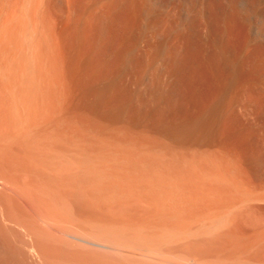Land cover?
<instances>
[{"label": "rangeland", "instance_id": "rangeland-1", "mask_svg": "<svg viewBox=\"0 0 264 264\" xmlns=\"http://www.w3.org/2000/svg\"><path fill=\"white\" fill-rule=\"evenodd\" d=\"M0 178V264H264V0H0Z\"/></svg>", "mask_w": 264, "mask_h": 264}, {"label": "bare ground", "instance_id": "bare-ground-1", "mask_svg": "<svg viewBox=\"0 0 264 264\" xmlns=\"http://www.w3.org/2000/svg\"><path fill=\"white\" fill-rule=\"evenodd\" d=\"M150 8L151 9H149L147 12H146V18L148 19V22H149V24H152V19H153V17L155 16V13H156V9L155 8H152L151 6H150ZM152 9H154V12L152 11ZM162 51V50H161ZM158 54H161V52L159 53L158 52ZM213 116V115H212ZM215 116V115H214ZM206 122V121H205ZM206 126V125H205ZM202 129V128H201ZM1 179V178H0ZM2 180V179H1ZM3 181V180H2ZM1 183V182H0ZM3 183V182H2ZM6 183V182H5ZM10 185V184H9ZM8 187V186H7ZM7 187H4V188H7ZM10 188V187H9ZM11 189V188H10ZM13 190L15 189V188H12ZM11 189V190H12ZM18 189V188H17ZM6 190V189H5ZM9 190V189H8ZM12 190V191H13ZM8 192V191H7ZM11 192V191H10ZM16 192H19V191H16V189H15V193ZM14 193V194H15ZM13 194V193H12ZM17 194H19V193H17ZM22 197H23V195H22ZM27 198H28V196H27ZM26 199V198H25ZM29 199V198H28ZM28 199H26V200H28ZM29 202V201H28ZM36 203H34V205H35ZM29 206H31L30 204H29ZM37 208V207H36ZM4 210V209H3ZM32 210V209H31ZM36 210V209H35ZM33 211V210H32ZM2 216V215H1ZM8 217V215L6 216V218ZM3 219V218H2ZM14 221V220H13ZM5 222V221H4ZM6 223V222H5ZM8 223V222H7ZM21 231H22V229H21ZM25 233V232H24ZM29 233V232H28ZM28 233H27V235H28ZM30 238V237H29ZM26 240V239H25ZM28 243V242H27ZM31 248H32V246H31ZM35 249V248H34ZM29 250V249H28ZM36 250V249H35ZM1 251V250H0ZM3 251V250H2ZM6 252V251H5ZM31 252H35V251H31ZM32 253V254H33ZM37 251L34 253L35 255H37Z\"/></svg>", "mask_w": 264, "mask_h": 264}]
</instances>
